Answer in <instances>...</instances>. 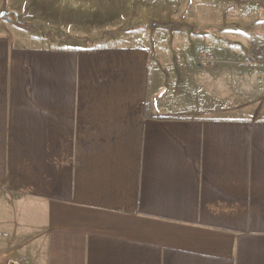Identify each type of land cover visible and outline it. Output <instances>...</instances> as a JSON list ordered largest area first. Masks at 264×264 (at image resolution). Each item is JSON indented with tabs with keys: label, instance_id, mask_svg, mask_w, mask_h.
I'll return each instance as SVG.
<instances>
[{
	"label": "crops",
	"instance_id": "crops-1",
	"mask_svg": "<svg viewBox=\"0 0 264 264\" xmlns=\"http://www.w3.org/2000/svg\"><path fill=\"white\" fill-rule=\"evenodd\" d=\"M29 2L36 21L0 0V13L42 28L0 17V213L19 217L9 253L22 264H264V103L243 111L162 67L172 60L157 36L181 22L162 16L164 0ZM198 2L227 7L204 28L218 33L216 56L264 57V0ZM101 27L111 36L85 44Z\"/></svg>",
	"mask_w": 264,
	"mask_h": 264
},
{
	"label": "rangeland",
	"instance_id": "rangeland-1",
	"mask_svg": "<svg viewBox=\"0 0 264 264\" xmlns=\"http://www.w3.org/2000/svg\"><path fill=\"white\" fill-rule=\"evenodd\" d=\"M6 1L17 7L25 19L37 20L36 9L29 0ZM186 6L187 10H185ZM162 7L164 9L161 11L163 17L167 15L166 17L181 21L180 24L170 22L168 28L163 29L157 36V41H155L157 55L158 53L166 55L165 58L161 57L165 62L172 60L171 65L169 62L165 65L162 63L164 65L162 67L168 69L172 67L177 76L181 75L187 79L188 86L196 82V86L203 87L204 92H208L215 101L229 99L232 102L233 100V105L243 111L251 110L253 105H263L264 57L260 60L252 56H239L233 59L218 57L215 52L216 48H214L216 41L221 42L218 33L211 32L214 29L212 27L209 31L204 30L205 27L215 23L212 20L213 17L218 18L223 15L226 17L227 7L224 8L222 5L221 9L214 10L211 9L208 2L207 4L202 2L196 4L195 0H164ZM236 16L243 17L244 14L239 13ZM2 18L7 19L8 17ZM7 23L13 28L19 27L36 37L42 35V28L35 22L26 23L21 16L19 18L14 13L11 18L7 19ZM250 33L252 31L248 30L244 34L250 35ZM111 34V30H104L103 27L98 28L94 36L86 39L85 44L103 43ZM34 42L38 43L37 40ZM236 47L241 52L244 51L241 40ZM260 53V56H264L262 52ZM204 60L208 62H202ZM189 95H195L199 99V93L195 92L194 94L193 89L189 91ZM2 206L3 201L0 199V208ZM24 209L27 212L23 213L21 221L30 215L29 210L31 209H27V206ZM15 220H19V217L16 212H13V209H6L0 213V264H22L13 254L9 253L13 247V241L16 240L15 237H17L11 232L13 229L9 224L14 223ZM34 230V227L29 230L25 229L19 240L27 241ZM32 243L33 241L26 242V246L31 247Z\"/></svg>",
	"mask_w": 264,
	"mask_h": 264
},
{
	"label": "water",
	"instance_id": "water-1",
	"mask_svg": "<svg viewBox=\"0 0 264 264\" xmlns=\"http://www.w3.org/2000/svg\"><path fill=\"white\" fill-rule=\"evenodd\" d=\"M14 14L16 15V13H14ZM12 15H13V13H12L11 11H2V12L0 13V17H1V18H2V17H5V16H7L8 18H11Z\"/></svg>",
	"mask_w": 264,
	"mask_h": 264
},
{
	"label": "built area",
	"instance_id": "built-area-1",
	"mask_svg": "<svg viewBox=\"0 0 264 264\" xmlns=\"http://www.w3.org/2000/svg\"><path fill=\"white\" fill-rule=\"evenodd\" d=\"M262 54H264V51H262ZM202 62L207 63L208 61H205V60H204V61H202Z\"/></svg>",
	"mask_w": 264,
	"mask_h": 264
},
{
	"label": "trees",
	"instance_id": "trees-1",
	"mask_svg": "<svg viewBox=\"0 0 264 264\" xmlns=\"http://www.w3.org/2000/svg\"><path fill=\"white\" fill-rule=\"evenodd\" d=\"M20 22V21H19Z\"/></svg>",
	"mask_w": 264,
	"mask_h": 264
}]
</instances>
